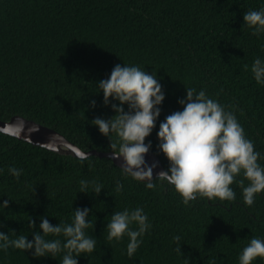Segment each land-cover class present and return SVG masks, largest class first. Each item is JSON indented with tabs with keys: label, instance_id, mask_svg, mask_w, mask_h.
I'll use <instances>...</instances> for the list:
<instances>
[{
	"label": "trees",
	"instance_id": "16d2710c",
	"mask_svg": "<svg viewBox=\"0 0 264 264\" xmlns=\"http://www.w3.org/2000/svg\"><path fill=\"white\" fill-rule=\"evenodd\" d=\"M15 114L177 182L0 132V264H264V0H0Z\"/></svg>",
	"mask_w": 264,
	"mask_h": 264
},
{
	"label": "water",
	"instance_id": "95a60500",
	"mask_svg": "<svg viewBox=\"0 0 264 264\" xmlns=\"http://www.w3.org/2000/svg\"><path fill=\"white\" fill-rule=\"evenodd\" d=\"M0 132L58 153L77 157L90 154L110 157L114 164L131 172L140 181H150L154 177L165 176L170 181L177 182L170 177L161 159L144 144L143 140L126 142L118 152L82 150L57 130L19 114L12 115L7 120L0 119ZM201 188L206 189V185H202ZM185 190L189 196H192L189 189L185 188Z\"/></svg>",
	"mask_w": 264,
	"mask_h": 264
}]
</instances>
